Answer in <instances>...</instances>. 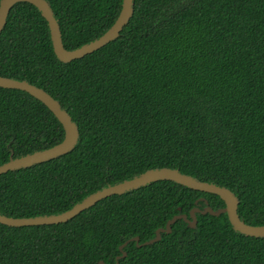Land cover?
<instances>
[{
  "label": "trees",
  "instance_id": "16d2710c",
  "mask_svg": "<svg viewBox=\"0 0 264 264\" xmlns=\"http://www.w3.org/2000/svg\"><path fill=\"white\" fill-rule=\"evenodd\" d=\"M47 1L67 49L105 33L123 3ZM0 75L48 91L79 129L69 152L0 175L1 213H61L108 185L170 167L230 188L240 217L264 224V0H134L118 37L67 62L41 11L20 1L0 34ZM64 137L40 99L0 86V165ZM225 205L217 194L158 180L65 222L0 223V264H264V237L235 230L226 212L198 211L195 227L177 219L151 244L133 239L155 238L175 215Z\"/></svg>",
  "mask_w": 264,
  "mask_h": 264
},
{
  "label": "water",
  "instance_id": "95a60500",
  "mask_svg": "<svg viewBox=\"0 0 264 264\" xmlns=\"http://www.w3.org/2000/svg\"><path fill=\"white\" fill-rule=\"evenodd\" d=\"M20 1L30 2L41 11L42 15L46 18L50 28L54 51L60 60L66 62L83 57L86 54L103 47L104 45L108 44L110 41L118 37L125 25L130 20L134 11V0H123L122 9L116 21L105 33H103L100 37L83 44L80 47L67 49L63 43L59 21L55 17L54 11L47 0H1L0 34L7 22L11 8ZM0 86L5 88L21 89L40 99L57 116V118L63 124L65 130V137L60 143L42 150H37L32 153L22 155L20 157H11L9 161L0 165V175L6 173L9 170L27 167L35 163L58 157L61 154L69 152L75 147L79 139L78 126L72 119L68 111L64 109L60 102L55 99L48 91L27 80L3 75H0ZM158 180H172L192 189L217 194L225 201L226 205L225 207L218 210H215L211 206H207L204 210L194 208L191 211L190 218L186 214L175 215L168 221L166 228H160L157 230L155 238L145 241L144 243H139V237H134L133 239L137 241V244L139 246L151 244L155 241L160 240L162 232L170 233L172 231V224L177 219L183 218L191 227H195L197 224L196 212L198 211L202 212L203 214L210 213L216 216L226 212L235 230L250 236L264 237V224H249L240 217L238 211L239 199L230 188L218 185L213 182L200 180L190 174L181 172L179 169L170 167L149 169L133 178L108 185L100 190L91 193L82 201L76 203L72 208L61 213L30 217H13L0 212V223L10 226H25L65 222L108 196L121 194L128 190L135 189ZM126 244L127 243L123 244L121 248H123ZM126 255L127 252L124 251L123 256ZM101 264H104V262L101 261ZM116 264H118V262Z\"/></svg>",
  "mask_w": 264,
  "mask_h": 264
}]
</instances>
